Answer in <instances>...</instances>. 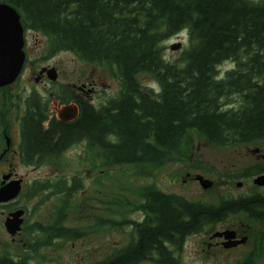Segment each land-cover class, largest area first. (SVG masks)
<instances>
[{
	"label": "trees",
	"instance_id": "16d2710c",
	"mask_svg": "<svg viewBox=\"0 0 264 264\" xmlns=\"http://www.w3.org/2000/svg\"><path fill=\"white\" fill-rule=\"evenodd\" d=\"M2 1L18 11L26 27L47 37L51 54L68 51L82 61L107 65L118 80V95L100 107L81 104L78 119L55 143L66 136L62 144L82 140L90 152L97 145L99 161L93 168L160 166L175 155L186 156L182 147L192 136L219 149L264 140V0ZM183 31L189 45L177 60L168 61L163 44ZM225 63L233 67L222 72ZM140 74L148 75L159 90L143 86ZM31 126L37 132L30 135L29 130L28 150L58 151L49 147L53 130L49 134L39 124ZM43 189L28 193V198ZM126 199L128 209L123 213L119 204L115 214L141 212L142 221L135 227L140 242L110 264L142 263L151 249L162 250L161 264H181L170 259L162 244L180 248L185 237L213 227L223 213L219 199L192 201L154 184L142 185ZM59 200L50 215L53 224L24 225L27 234L40 232L50 242L19 254H31L36 245L50 247L55 238L73 241L90 233L55 226L67 216ZM248 205L244 201L239 206ZM105 221L95 222V233L111 230L103 228ZM127 221L121 218L114 225ZM18 249L6 244L3 251ZM5 263L0 258V264Z\"/></svg>",
	"mask_w": 264,
	"mask_h": 264
},
{
	"label": "flooded vegetation",
	"instance_id": "af4514ba",
	"mask_svg": "<svg viewBox=\"0 0 264 264\" xmlns=\"http://www.w3.org/2000/svg\"><path fill=\"white\" fill-rule=\"evenodd\" d=\"M2 3L3 1L0 0V4ZM20 23L22 26V51L24 54L22 69L13 81L0 84V188L3 185L4 176L10 175L4 183L22 179L21 185L23 191L28 177L27 174L22 175L18 173L19 165L24 168L31 167L29 169L32 171H36L47 165H65L68 160L70 161V159L64 158L65 153L77 148L80 150L79 152L83 153L79 158L85 160L86 164H93V162H98L99 160L97 158V145L94 146V149L92 146L91 151H93L90 152L87 142H83L82 140H72L67 144H62L67 140L66 136L62 138L59 144H55L56 140L67 133L65 132L66 127L74 124L81 114L78 113L77 118L72 121H63L58 118L57 111L62 106L71 102L76 103L79 108H81V104L93 105L91 99L92 95L96 92V83H89V88H85L86 84L84 83L81 86H67L69 88L67 91L65 85L62 87V91L56 90L55 93H52L49 87L59 82V79L55 81L50 80L47 70L51 68L57 70V68L49 66L46 63L57 52L51 54L48 42L46 57H37L38 60L34 59V50L30 47V37L35 31L24 25L21 16ZM44 61L46 62L44 63ZM38 64L40 66L39 68L37 67V71V68H33L32 65L36 66ZM67 92L69 95L66 94ZM31 124L41 125L42 131L49 132V134L53 130V133H51L54 136H49L53 140V146L49 147H53V149L58 151L61 150V152L57 153L58 151H56L51 153L49 151L28 150L27 135L29 130L30 135L35 131L37 132V129H31L33 128ZM240 147L246 149V157H238L230 161V163H224L219 171V204L223 213L219 222L213 224V227L208 226L209 231L207 232L206 246L212 253H218L224 259L223 264H264V185L255 183L257 177L264 176V140ZM91 153L94 155L92 159L88 157ZM51 154H53L52 158ZM185 175L187 179L199 184L195 176L200 174L189 171ZM79 176L81 175L57 174L52 176L54 177L53 179L43 180L42 178H33L28 185L29 191H31L29 194H32V192L37 191L43 186L44 189L42 191L44 193L47 192L48 194L59 196V203L65 208L64 211H69L70 207H72L73 197L81 190L82 184ZM93 177L96 178L97 176H87V178L91 179ZM203 177L206 178L205 176ZM96 181L94 180L98 184ZM108 187L109 191L105 193H99L100 195H96L95 193V201L97 205L103 207L104 211H106L103 219L107 222H103V227L110 229L114 227L116 208H120L119 204H123L121 208L124 213L128 209L126 203H129V201L126 198L129 197L127 196L128 193L118 192L116 194L113 185H108ZM244 201H249V205L245 206V208L239 206ZM54 205L52 208L50 207L49 219H52L50 215L55 209ZM20 208L24 209L25 225L28 220V211L24 206L17 203V198L6 203L0 202V221L3 225L7 217ZM135 214H141V212L136 211L130 215L132 217ZM142 218L143 216H141V219L131 218L136 222L131 223L129 222L131 219H129L124 225L118 223L119 226L128 229L127 238H121L120 241L112 238L108 254L96 264H100L103 261L110 264L112 263L111 259L134 251L140 242V238L135 232V227L136 224L142 221ZM65 222H57L55 226L66 228ZM219 233L221 234L219 235ZM21 234L22 230L14 236L8 235L11 236V241L15 243L14 245L22 244L23 247L31 249L32 243L35 244V241L29 240L30 242H27L25 239H20ZM199 235H201V232L185 237L180 248H182L188 238ZM53 241H56V239L51 240L52 243H54ZM49 242L47 240L46 243ZM44 243L42 242L41 244ZM4 244L0 241V258L6 261L5 264L7 262L11 264H37L35 262L36 257L31 254L25 255L17 252L10 253L9 251H3ZM162 245L171 260L175 262L180 261L178 260L180 248L177 245L165 243ZM162 255L161 249H151L148 255L142 258L143 262L140 263L139 261L138 264H161Z\"/></svg>",
	"mask_w": 264,
	"mask_h": 264
},
{
	"label": "rangeland",
	"instance_id": "374dc122",
	"mask_svg": "<svg viewBox=\"0 0 264 264\" xmlns=\"http://www.w3.org/2000/svg\"><path fill=\"white\" fill-rule=\"evenodd\" d=\"M180 44L179 49H171V45ZM189 45V36L186 31L180 32L163 44L164 55L168 61L177 60L184 49ZM30 47L33 48L34 59L46 57L48 40L42 33L31 34ZM47 61V60H46ZM44 61V63L46 62ZM40 63V62H37ZM36 63V64H37ZM46 64L57 68V82L49 87L52 93L62 91V87L66 85L81 86L86 84L85 88H89V83H96V92L92 95V104L95 107H100L107 100L114 98L120 92V84L117 79L111 74L110 69L104 64H91L80 60L74 53L68 51H58L53 54ZM40 64L33 66L39 68ZM231 63H225L221 66V71L231 69ZM37 68V71H38ZM56 79V80H57ZM140 82L145 87H151L155 91L159 90L158 85L145 74H140ZM67 87L66 91L69 89ZM68 94V92L66 93ZM89 95V93H87ZM85 95L86 97H88ZM187 147V148H186ZM77 148L67 151L64 155L65 159H70L65 165H47L36 171H32L31 167L24 168L18 166V173L27 174L25 187L17 197V203L24 206L28 211V220L25 225L30 226L43 223L50 225L52 222L49 219L50 207L52 208L58 202L59 196L41 192L35 197L28 198V185L33 178L53 179V175L57 174H78L81 181V190L76 193L72 200V207L67 210L65 218L66 228L86 229L90 232L88 235H83L81 238L73 241H64L63 239L55 238L53 245L43 247L36 245V250L31 252V255L36 257L37 264H96L108 254L110 240L120 241L121 238H127L128 234L125 227L120 228L119 225H114L107 232H94V224L97 221L104 220L106 215L104 208L97 205L95 196L99 193L109 191L108 185L114 186V192L117 194L128 193L127 196L135 194L136 190L142 185L154 184L158 189L165 193H175L192 201H210L216 202L219 199V171L224 163H230L238 157H246V149L237 147L235 149L222 150L208 144L205 140L192 136L189 145H183L182 152L186 154L184 157H175L162 161L160 166L153 164H140L137 167L121 166L113 167L107 170H98L93 168V164H86L85 160L80 159L82 152ZM85 156V155H83ZM144 170L145 175L139 176L136 174L138 170ZM192 171L206 177L212 182L208 189H203L197 182L187 179L185 173ZM136 174V175H135ZM97 176L87 178V176ZM109 176V177H107ZM194 177V175H193ZM97 179V181H96ZM196 179V176H195ZM94 180L98 183L96 184ZM96 193V195H95ZM130 194V195H129ZM52 205V206H51ZM141 214L135 216L128 215L120 217L114 214V221L119 219H141ZM27 226L22 229V234L19 237L25 241H35V244L44 243L45 239L41 238L40 232H34L32 235L26 233ZM117 226V228H115ZM106 228V227H103ZM109 229V228H107ZM117 229V230H114ZM208 226L201 231V235L188 238L179 250V260L181 264H223L224 259L218 253H212L206 246ZM113 232V233H112ZM17 238V239H19ZM11 236H9L3 223L0 221V241L4 245H10V250L22 253L24 250H29L23 247L22 244L14 245ZM19 239V240H20ZM30 240V241H29ZM20 243V242H19ZM18 244V243H16ZM30 244V243H29ZM32 243V245H35ZM32 247V246H31ZM206 248V251H205Z\"/></svg>",
	"mask_w": 264,
	"mask_h": 264
},
{
	"label": "water",
	"instance_id": "95a60500",
	"mask_svg": "<svg viewBox=\"0 0 264 264\" xmlns=\"http://www.w3.org/2000/svg\"><path fill=\"white\" fill-rule=\"evenodd\" d=\"M180 44L171 45V49L176 50ZM24 54L22 51V27L18 12L8 4H0V84L13 81L22 69ZM50 80L57 79V72L54 68L47 70ZM58 118L63 121H72L77 118L79 108L76 103H69L62 106L58 111ZM10 175H5L3 185L0 188V202L6 203L14 200L21 191L22 179L12 180L4 183ZM197 181L203 189L211 187L212 182L201 175L196 176ZM255 183L264 185V176L255 179ZM24 209L20 208L12 212L5 220V230L14 236L17 234L24 222ZM221 233H219L220 235Z\"/></svg>",
	"mask_w": 264,
	"mask_h": 264
}]
</instances>
